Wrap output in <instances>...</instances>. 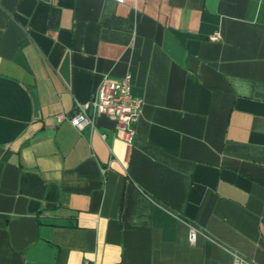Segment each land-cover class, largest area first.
Listing matches in <instances>:
<instances>
[{
    "label": "crops",
    "instance_id": "0c3cea01",
    "mask_svg": "<svg viewBox=\"0 0 264 264\" xmlns=\"http://www.w3.org/2000/svg\"><path fill=\"white\" fill-rule=\"evenodd\" d=\"M126 74L132 143L60 117ZM235 256L264 264V0H0V264Z\"/></svg>",
    "mask_w": 264,
    "mask_h": 264
},
{
    "label": "built area",
    "instance_id": "2783aa9c",
    "mask_svg": "<svg viewBox=\"0 0 264 264\" xmlns=\"http://www.w3.org/2000/svg\"><path fill=\"white\" fill-rule=\"evenodd\" d=\"M210 37L218 39L219 33L215 32ZM142 105V98L135 97L131 93L130 75L126 74L119 81L103 80L96 96L83 102H76L71 115L60 117H65L78 130L88 128L91 132L96 129V118L104 115L114 122L115 128L121 132V138L132 143ZM99 134L103 140H106L105 132L100 131ZM197 232L195 227L189 226L190 242H194ZM83 264L88 262L85 261ZM233 264L250 263L240 256H235Z\"/></svg>",
    "mask_w": 264,
    "mask_h": 264
}]
</instances>
